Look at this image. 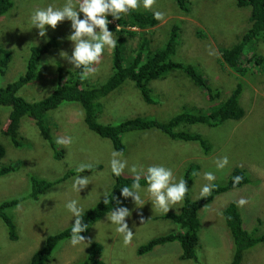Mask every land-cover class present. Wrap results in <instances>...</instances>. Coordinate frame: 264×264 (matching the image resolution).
Instances as JSON below:
<instances>
[{
	"label": "rangeland",
	"instance_id": "1",
	"mask_svg": "<svg viewBox=\"0 0 264 264\" xmlns=\"http://www.w3.org/2000/svg\"><path fill=\"white\" fill-rule=\"evenodd\" d=\"M65 2L66 0H15V7L0 18V47L10 50L14 56L7 73L0 77V87L23 76L31 48L44 45L52 38L59 42V46L41 59L38 80L21 89L19 95L28 101L43 100L57 88L61 74L77 69L70 61L74 49V42L68 39L73 32L71 21L61 22L55 29L48 27L46 37H40L39 29L32 27L30 21L31 14L36 9L46 8L50 4L62 7ZM138 9L158 11L164 17L157 27L144 31L146 33L140 36L150 41L145 57L150 51L163 48L169 41L172 30L178 27L179 42L173 60L197 66L210 84L220 89L222 94L224 90L227 91L225 94L230 92V87L235 85L237 78H231L230 74L226 75L227 72H224V69L229 71V68L221 63L220 48L232 46L244 33L245 19L249 14L246 10L251 11L249 8H237V0H192V12L186 14L175 0H155L151 9L143 8L142 3ZM200 30L207 37L200 38ZM250 49L251 47L247 48L246 52ZM257 49L264 54V45H258L256 51ZM106 51L107 49L94 65L95 71L86 76V81L91 86L104 84L113 73L112 48L107 53ZM61 52L66 53V57H62ZM246 82L244 90L248 95L254 89L256 93H260L250 96L249 101L245 94L242 95L241 104L245 111L247 112L246 106L252 108L250 114L246 113L241 121H227L217 128L203 124L180 127V130L206 139L212 146L209 155H205L196 142L174 141L158 130H149L125 134L124 157H115L121 162H127L124 175L144 177L149 166H164L172 169L176 182L181 178L185 179V173L191 164H197L190 187L193 201L203 197L201 189L204 185L225 184L236 167L247 170L251 179L249 185L218 196L200 211L197 263L181 260V248L175 242L160 245L148 255L137 254L138 248L152 238L179 229L171 221L158 217L179 213L184 205L182 200L171 204L170 210L164 212L153 205L147 186H141L140 195L144 202L142 208H133L131 198L122 199L123 203L126 202V207L134 211L127 223L133 231L129 241L125 242L123 234L117 232L116 226L110 224L105 216L92 226L85 243L74 246L68 240L59 244L46 264H79L82 261L80 259L85 257L87 248L93 243L103 245L101 259L105 264H232L233 241L222 215L231 201L237 200L244 228L251 231L258 226L259 234H264V90L248 80ZM152 83L153 104H147L134 83L128 81L100 100L102 111L98 121L116 125L128 119L149 117L164 122L183 111L194 113V107H209L208 97L179 70ZM9 114L10 108L0 106V118L4 125L8 123ZM83 117L82 107L74 103H65L48 113V125L56 142L59 139L69 141L67 144L58 143L65 151V157L60 161L55 160L49 145L28 117L22 119L20 132L29 141L30 148L17 149L0 133V142L6 148V155L0 161V166L19 165L13 173L0 177V205L14 199L21 202L6 211L17 224L18 241L9 240L7 228L0 220V264H28L34 253L45 246L49 235L71 226L74 217L66 207L69 201L77 200L85 212L103 199L105 192H111L113 173L110 161L115 150L109 140L100 138L88 129ZM234 125L240 128L233 130ZM225 156L229 160L228 165L224 169H218L217 161ZM82 165H103L101 171L77 175L91 178L87 188L81 192L75 191L72 185L77 176H74L47 190L38 201L31 199L32 175L56 180L70 170L79 171ZM133 167L136 168L135 173L131 170ZM209 172L215 176L212 182L205 179V174ZM241 199L247 201L244 206L239 205ZM242 264H264V243L247 251Z\"/></svg>",
	"mask_w": 264,
	"mask_h": 264
},
{
	"label": "trees",
	"instance_id": "2",
	"mask_svg": "<svg viewBox=\"0 0 264 264\" xmlns=\"http://www.w3.org/2000/svg\"><path fill=\"white\" fill-rule=\"evenodd\" d=\"M175 1L177 6L186 14L192 12V0ZM14 7L15 0H0V18L8 14ZM237 8H249L251 11L246 10L249 14L245 19L246 29L241 37L232 46L220 48L221 63L229 68V71L224 69V72H227L226 75L230 74L231 78H237L235 85L230 87L228 94H225L227 92L225 90L222 94L220 89L212 86L197 66L173 60L172 57L179 42L180 29L178 27L172 30L171 37L163 48L150 51L145 57V50L149 47L150 41L140 36L146 33L144 31L157 27L160 20L154 18L155 12L150 10L141 11L137 8L123 15L121 20L114 21L111 16L108 17L111 21L109 31L113 32L117 43L112 48L113 73L104 84L91 86L86 81V77L81 76L83 69L70 70L59 76L60 80L57 88L50 96L40 101L26 100L19 95L20 90L38 80L41 59L45 58L51 50L57 48L59 42L52 38L44 45L32 47L25 74L15 82L0 87V106L10 108L8 123L4 125L0 118L1 135L8 138L17 149L30 148L29 141L20 132L22 119L28 117L34 122L41 137L49 145L55 160H63L65 151L54 139L48 125L47 116L50 111L60 108L65 103H74L82 107L83 120L88 129L100 138L109 140L115 151L125 153L123 136L129 132L158 130L174 141L196 142L201 146L204 154L209 155L212 152V146L209 145L206 139L201 135L180 130V127L182 125L203 124L211 128H217L227 121H241L246 113L250 114L252 108V106L251 108L246 106L247 112L245 111L241 104L242 95L245 94L247 101H249L250 96L260 93H256V89H254L248 95L244 90L246 80L256 84V87H263L264 90V54L260 53L261 51L258 49V52L256 51L258 45H264V0H237ZM198 36L205 38L207 34L200 30ZM129 41H131V50H129ZM249 47H251L250 51L246 52ZM109 50L110 48H107L106 53ZM13 57L10 50L0 47V77L5 76L7 73ZM174 70L181 71L195 86L202 90L203 95L205 94L208 97V108L194 107L192 108L193 112L195 111L194 113L183 111L164 122L149 117L128 119L116 125L103 124L98 121L102 111L100 100L117 91L126 82H133L143 100L147 104H153L152 82L165 79ZM217 86L223 88L221 84ZM262 107H264V100ZM239 128L238 125L232 127L233 130ZM5 155L6 148L0 142V161ZM17 166L19 165L0 166V177L13 173ZM93 166L86 167L83 172L70 170L63 177L56 180L32 175L30 177L32 185L31 199L35 202L38 201L47 190L78 174L89 175L103 169V165ZM197 168V164H191L185 173L189 191L183 199L184 205L181 211L158 217L171 221L179 229L167 235L152 238L146 244L140 246L137 250L139 256L152 253L160 245L175 242L181 248V260H190L197 263L199 261L197 249L200 240V211L213 203L218 196L251 183L247 170L236 167L225 184H215L209 194L193 201L190 197V187ZM237 176L241 180L238 184H234V177ZM112 178L113 187L111 192L117 200H113L111 205L106 206L103 203V198L94 207L83 212V220L89 225L87 231L82 233L85 237L88 236L93 225L108 215L112 207H126V202H122L121 189L124 186L130 187L136 177L124 174L115 176L112 174ZM140 185L148 186L146 175L140 177ZM236 201H231L232 203L227 205L222 215L233 241L232 264H242L244 254L247 251L264 243V234H259L258 226L251 231L244 228L243 218ZM20 203L19 199H14L0 205V220L7 228L10 241L19 240V230L15 220L6 211ZM132 207L136 208L135 204ZM129 222L130 217L126 218V223ZM71 228L72 225L57 234L49 235L45 246L34 253L28 264H46L53 257L59 244L70 240ZM103 249L101 243H93L87 248L85 257L80 259L82 261L79 264H105L101 259Z\"/></svg>",
	"mask_w": 264,
	"mask_h": 264
},
{
	"label": "clouds",
	"instance_id": "3",
	"mask_svg": "<svg viewBox=\"0 0 264 264\" xmlns=\"http://www.w3.org/2000/svg\"><path fill=\"white\" fill-rule=\"evenodd\" d=\"M155 0H66L62 7H54L48 5L46 8L36 9L30 17L32 27L39 29V36L46 37L48 27L55 29L58 24L65 20L71 21L73 29L72 34L68 39L74 42V49L70 57L71 63L77 69H83L81 72L82 77H86L95 71L94 65L101 59L102 54L107 48L116 46V39H114L113 32L109 31V24L111 21L108 19L109 15L113 20H121L123 15L128 14L131 10L137 9L142 6L145 9H151ZM83 14V19H81ZM154 18L162 20L163 14L155 12ZM112 21L113 23H115ZM97 29L99 31H97ZM62 57H66V53L61 52ZM59 144H67L69 141L59 139ZM112 159L110 161L111 171L115 176H120L124 173L127 167V162H121L115 157H124L122 151H113ZM229 163L227 156L217 161L218 169H224ZM85 167L81 166L79 171L83 172ZM132 172H136L133 167ZM90 177L77 176L74 178L72 185L75 191L87 188L90 184ZM205 179L209 182L215 180L213 173L205 174ZM147 192L153 198V205L160 208L164 212L170 210V205L181 202L186 193L189 191L187 181L183 178L175 181L173 171L171 168L164 166H149L147 168ZM241 178L234 177V184H238ZM215 184H206L201 189V195L206 196L209 194ZM141 185L140 176L137 175L133 184L124 186L121 189V196L125 199L131 198L137 208H142L143 200L140 195ZM113 200H117L112 192H105L103 203L108 206L111 205ZM246 200L239 201L240 206H244ZM67 209L74 217V223L71 228V244L76 246L80 243H85L86 237L82 235L89 227L83 220V208L77 200H71L66 204ZM132 211L127 207L117 206L112 207V210L107 215V220L112 225L116 226V231L123 234L125 242L129 241L133 236V231L126 223V218L130 217ZM143 223V219H141Z\"/></svg>",
	"mask_w": 264,
	"mask_h": 264
}]
</instances>
